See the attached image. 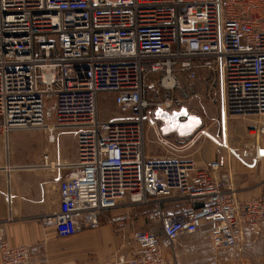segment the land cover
<instances>
[{
	"label": "built area",
	"instance_id": "1",
	"mask_svg": "<svg viewBox=\"0 0 264 264\" xmlns=\"http://www.w3.org/2000/svg\"><path fill=\"white\" fill-rule=\"evenodd\" d=\"M182 78L205 84L222 121L255 116L249 135L264 134L256 120L264 119V0H0V136L43 129L40 165L61 171L58 208L41 222L66 238L99 227L106 211L154 206L153 229L131 233L134 251L102 264H166V250L184 234L240 250L242 234L264 230V179L257 197L241 199L217 160L146 156V123L175 147L164 128L192 113L171 95L149 101L145 86L172 91ZM102 91L113 94V117L99 118ZM61 128L74 130L76 144L65 161L50 148ZM199 134L220 143L207 129ZM31 258L29 247L0 234L2 264Z\"/></svg>",
	"mask_w": 264,
	"mask_h": 264
},
{
	"label": "crops",
	"instance_id": "2",
	"mask_svg": "<svg viewBox=\"0 0 264 264\" xmlns=\"http://www.w3.org/2000/svg\"><path fill=\"white\" fill-rule=\"evenodd\" d=\"M223 122V121H222ZM227 122L222 124V134L229 130ZM182 128L188 129L190 123H182ZM179 126V125H178ZM170 128L176 132L168 133L167 138L175 147L155 137V147L147 148L144 130V150L148 158L161 160L169 157L187 156L196 165L201 166L205 161L217 160L221 163L220 171L232 173L237 196L241 199L257 197L260 194V183L264 179V145L256 140L257 154L243 151V159H231L224 147L202 143L188 154L184 151L190 144H179L186 133L181 129ZM181 126V125H180ZM27 134L36 133L39 143L23 144L24 140L16 139V132ZM186 132V131H185ZM193 134V132L191 133ZM190 134V135H191ZM166 136V137H167ZM8 140L3 144L0 136V234L3 240L12 246H27L31 249V264H102L119 252L118 238L114 233L113 224L107 223L96 228L86 229L71 237L59 238L53 227L45 226L41 218L57 210L59 205L58 182L61 171H51L42 167L43 147L47 141L39 129H15L8 134ZM225 138V135L223 136ZM259 138V137H258ZM47 146V145H46ZM45 146V147H46ZM181 147V148H180ZM52 157L58 161L69 160L75 150H64L56 136L51 146ZM248 155V156H247ZM255 164H254V161ZM11 194L10 204L6 202V192ZM66 239H71L72 241ZM0 264H2L0 259Z\"/></svg>",
	"mask_w": 264,
	"mask_h": 264
},
{
	"label": "rangeland",
	"instance_id": "3",
	"mask_svg": "<svg viewBox=\"0 0 264 264\" xmlns=\"http://www.w3.org/2000/svg\"><path fill=\"white\" fill-rule=\"evenodd\" d=\"M156 75H149V80H155ZM144 95L149 101H153L157 98H161L164 95H171L178 100V104H183L192 113L187 123H190L188 129L182 128L184 125L178 126L182 132L186 133V136L181 138L179 144H190L195 142L191 147L184 151V154L190 153L194 148L202 143L213 144L208 138L203 135L194 134L198 130L207 129L210 133L217 136L220 139L219 147H224L226 154L231 159L238 157L243 159V151H250L252 149L249 140L259 142L264 145V134L259 138H252L249 135V128L253 125L255 116H229L226 119V123L230 122L229 130L227 131V140L223 141L222 130V114L219 111L218 105L215 100L211 99L207 95L206 87L204 83L190 82L184 78L180 80L179 86L172 91H166L159 89L156 93L152 88L145 86ZM97 107L98 115L100 119L113 117L117 113V107L113 100V94L109 91H102L97 95ZM259 122V121H258ZM264 122V119L263 121ZM225 123V124H226ZM227 125V124H226ZM164 128L170 131V128H176L175 125H167ZM42 131L47 141V136L43 129ZM29 130V129H25ZM186 131V132H185ZM193 132V134H191ZM191 134V135H190ZM16 139L22 141L23 144L28 142L29 145H35L39 143V137L36 133L27 134L24 131H17ZM56 136L60 140L61 146L64 150H76V144L74 139V130L70 128H61L56 132ZM155 134L149 125L145 124V140L148 149L155 147ZM173 137L170 135L171 138ZM258 137V136H257ZM226 139V134H225ZM8 138L6 139V141ZM193 140V142H191ZM6 147L5 141L3 143ZM47 145V143H46ZM45 145V146H46ZM186 145V146H187ZM249 145V146H248ZM43 147V150L45 148ZM198 147V146H197ZM248 156V155H247ZM182 160H191L187 156L180 157ZM254 161V160H253ZM255 164V161H254ZM152 204L141 205L139 207H126L109 210L100 215L101 225L107 223L113 224L114 233L118 238V246L120 253L130 254L135 249V245L131 239V233L135 229L152 230L153 227L147 221V215L153 209ZM72 241L66 239V241ZM241 249L237 250L232 247L216 249L211 246L206 235L203 233L184 234L180 236L174 244L166 250L165 260L166 264H264V230L248 232L245 235H241L240 241Z\"/></svg>",
	"mask_w": 264,
	"mask_h": 264
},
{
	"label": "bare ground",
	"instance_id": "4",
	"mask_svg": "<svg viewBox=\"0 0 264 264\" xmlns=\"http://www.w3.org/2000/svg\"><path fill=\"white\" fill-rule=\"evenodd\" d=\"M175 115V114H174ZM226 119L227 118H225V121L223 122L224 124L226 123ZM257 121H259V122H261V121H263V118L262 117H258L257 119H256ZM180 125H182V124H179V126ZM178 126V125H177ZM8 137V136H7ZM7 137L5 138V141H6V139H7ZM225 139V138H224ZM256 139H254V141H255ZM249 143H250V145H251V147H252V150H253V152L255 151V149H256V146H257V144H256V142H253L252 140H249L248 141ZM249 146V145H248ZM255 154H257L256 152H254V157L256 158V159H258L257 157H256V155Z\"/></svg>",
	"mask_w": 264,
	"mask_h": 264
},
{
	"label": "water",
	"instance_id": "5",
	"mask_svg": "<svg viewBox=\"0 0 264 264\" xmlns=\"http://www.w3.org/2000/svg\"><path fill=\"white\" fill-rule=\"evenodd\" d=\"M179 114H183V112H179V113H175V115L173 116V118H177ZM158 116L162 119H166L167 115L166 113H159ZM224 122V121H223ZM223 127H224V123H223ZM261 153H264V151H261Z\"/></svg>",
	"mask_w": 264,
	"mask_h": 264
}]
</instances>
